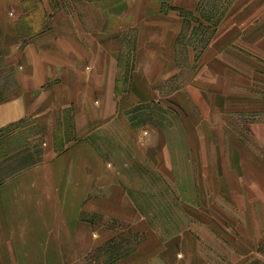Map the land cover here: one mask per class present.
<instances>
[{
  "label": "crops",
  "instance_id": "obj_1",
  "mask_svg": "<svg viewBox=\"0 0 264 264\" xmlns=\"http://www.w3.org/2000/svg\"><path fill=\"white\" fill-rule=\"evenodd\" d=\"M177 1L0 0V75L20 79L18 89L0 98V133L34 109H54L64 112L63 123L81 135L61 151L47 144L43 163L0 185V264H102L83 254L96 253L120 231L110 222L132 224L135 236L144 233L145 218L132 208L131 190L165 188L173 194L190 189L192 177L181 173L190 174L194 165L204 201L233 206L232 214L217 208L234 223L235 232L224 233L231 247L238 253H264L263 160H248L237 149L222 147L223 132L201 131L194 145L192 114L198 108L192 103L184 106L180 123L171 126L166 150L156 147V133L144 135V112L162 106H154L153 99L164 84L154 78L171 76L170 65L153 69L145 64V54L158 44L162 51L157 55L175 63L182 13L166 3ZM131 40L138 49L125 55L120 46ZM101 134L108 136V163L97 143ZM212 139L218 142L215 150ZM144 155L154 163L150 185L143 183V169L125 164L127 157L142 163ZM167 156L183 161L170 163ZM242 221L248 222L244 236L235 230L244 226ZM241 237L248 242H239ZM165 248L138 244L114 264H160ZM192 249L185 248L186 253Z\"/></svg>",
  "mask_w": 264,
  "mask_h": 264
},
{
  "label": "rangeland",
  "instance_id": "obj_2",
  "mask_svg": "<svg viewBox=\"0 0 264 264\" xmlns=\"http://www.w3.org/2000/svg\"><path fill=\"white\" fill-rule=\"evenodd\" d=\"M166 4L182 13H177L182 28L178 33L175 63L163 61L161 55H157L162 51L158 44H153V53L145 54L146 65L156 70L170 65L171 76L154 78L164 84L161 85L162 92L154 94V101L152 94L147 95L155 102L154 106H162L153 110L150 104V109L144 112V135L156 133L159 136L156 147L166 150L171 141L164 139L171 134V126L180 123L184 106L192 103L198 108V111L193 108L192 114L194 145L198 146L201 131L223 132L227 137L222 140V147L227 145L248 160L264 162V0H178L172 5ZM184 4L191 11L178 8ZM130 33L134 35L135 32ZM120 47L125 55H132L138 49L133 41ZM139 50L142 51V46ZM131 65L126 67L129 69ZM19 82L18 75L1 72L0 98L18 89ZM62 119L64 112L34 109L33 114L0 133V185L13 175L43 163L47 144L51 143L61 151L81 137L78 130H73V125L63 123ZM115 136L120 135L116 132ZM99 139L97 143L106 153L108 163V136L101 134ZM216 143L212 139L214 150ZM167 157L166 161L170 163L175 159L178 164L180 159L183 161L180 157ZM134 158H125V164L128 162L129 166L143 169L140 173L143 183L152 184L149 182L152 179L149 171L154 164L152 158L144 155L142 163L137 159L133 161ZM193 161H196L195 157ZM184 167L187 168L188 163ZM197 168L194 165L190 174L181 173L183 178L192 177L190 189H176L173 194L165 188L131 190L132 208H138L145 218L144 233L135 236L132 224L112 221L110 225L120 231L108 236L105 245L96 253L83 254L86 260L114 264L128 255L127 251L135 245L160 244L167 247L159 254V257H165L160 264H264V253L249 254L242 250L238 253L231 247L224 233H234V223L225 221L223 210L218 213L217 208L220 205L226 209L224 212L232 214L233 206L214 200L204 201L201 174ZM208 209L209 221L206 219ZM100 223L108 226V221L101 220ZM247 223L244 221V226L235 230L244 236ZM242 239L248 242L245 237L238 241L243 243ZM187 247L194 249L187 254Z\"/></svg>",
  "mask_w": 264,
  "mask_h": 264
}]
</instances>
